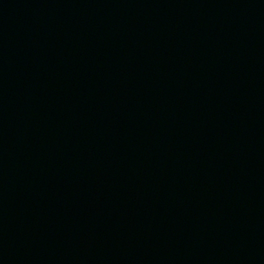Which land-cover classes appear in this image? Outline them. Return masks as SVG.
Wrapping results in <instances>:
<instances>
[{
  "label": "water",
  "instance_id": "95a60500",
  "mask_svg": "<svg viewBox=\"0 0 264 264\" xmlns=\"http://www.w3.org/2000/svg\"><path fill=\"white\" fill-rule=\"evenodd\" d=\"M0 264H264V0H0Z\"/></svg>",
  "mask_w": 264,
  "mask_h": 264
}]
</instances>
